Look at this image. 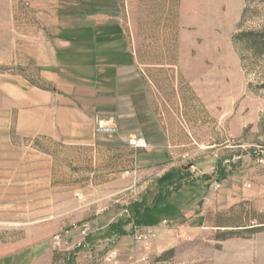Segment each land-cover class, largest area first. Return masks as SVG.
Segmentation results:
<instances>
[{"label":"rangeland","instance_id":"374dc122","mask_svg":"<svg viewBox=\"0 0 264 264\" xmlns=\"http://www.w3.org/2000/svg\"><path fill=\"white\" fill-rule=\"evenodd\" d=\"M114 1L121 26L108 31L120 42L118 52H134L137 67H159L151 69L146 79L155 87L149 92L154 122L145 132L156 134L158 123L157 134L166 137L169 133L177 142H185L184 137L195 128L202 132L195 126L202 119L212 125L214 145L224 143L213 150L222 149V154L217 155L212 176L240 179L245 189L255 186L259 194L252 202L246 199L235 215L230 208L225 217L218 215L213 220L216 225L242 229L201 228L202 234L194 235L176 228L178 245L160 253L145 244L141 225L130 219L131 232L123 228L130 236L125 245L129 251L117 262L112 255L115 245L106 235L97 232L84 237L82 231L88 229L85 223L95 226V220L108 212L126 216V202L143 191L146 177L136 175L134 165L137 150L128 149L132 142L143 140L134 136L123 141L111 135V139L100 140L101 147L76 145L73 142L84 141V134L97 136L100 126L107 125L95 121L85 125L77 116L61 113L68 108L83 109V101L92 98L85 91L90 83L84 81L92 76L83 74L77 59L84 21L94 6L97 12L115 9L110 0H0L1 264H11L14 251L27 255L29 249L36 253L38 264L49 253L53 264H76L80 257L86 264H147L144 259L148 264H232L229 256H239L233 264H264V90L254 93L248 88L264 80V60L256 71L246 74L232 43L240 30L264 26V0ZM245 8L248 13L242 23ZM189 77L200 83L207 97L216 87L238 94L222 127L215 118L209 120L200 100L188 91ZM236 111H240L241 129L233 121ZM69 119L73 124L69 125ZM73 134L74 139L70 138ZM222 155L246 157L248 163L242 165L236 158L222 165ZM178 166L191 170V160ZM164 174L163 179L167 178ZM109 181L135 182L137 192L117 195L118 202L87 203L105 195L108 190L100 187ZM125 194L129 197L122 200ZM87 213L91 217L85 219ZM83 240H90V247L83 244L76 249Z\"/></svg>","mask_w":264,"mask_h":264},{"label":"crops","instance_id":"0c3cea01","mask_svg":"<svg viewBox=\"0 0 264 264\" xmlns=\"http://www.w3.org/2000/svg\"><path fill=\"white\" fill-rule=\"evenodd\" d=\"M110 3L113 5L112 9L115 10L97 12V8L93 7L92 15L84 21L86 22V29H83V36H78L77 40L79 68L82 69L83 74L92 76L91 79H84V81L91 84L85 85V91L92 98L83 101V109L78 107L76 109L68 108L61 110V113H66L68 116H77L79 122L82 119L85 125L91 126L94 121L100 125H107L106 128L100 126L97 136L92 135L90 132L88 135L84 134L81 138L84 141L73 142L76 145L93 146L98 144V147H101L100 140L111 139V135H117L123 141H127L134 136L136 138L141 136L147 145L146 150L142 151L132 146H129L128 149L137 150L134 163L136 175L144 176L146 180L140 188L144 192L139 191L140 194L136 193L135 182L132 181L125 182L124 185L118 184L117 181L104 183L100 188H106L107 193L101 197L99 196L96 200H89L87 203H92V206H95L96 204H102V202H118L115 201L119 198L117 195H121L125 191H130V194L136 193V195L131 197L129 203L126 202V210L124 211L126 216L111 211L105 216L98 217L95 220V226L85 223L89 233L100 232L106 235L107 241L115 245L112 255L117 262H120L128 254L129 250L125 245L128 243L127 239L130 236L128 234L125 237H117L115 232L110 231V226L118 221L133 219L137 209L143 208L141 206L151 207L150 210L142 213L140 228L143 232L142 238L145 240V244L148 247L150 246L155 253L172 249L178 245V241H175L176 228L182 227L194 235H201V228L218 231L242 229L236 225L213 224L216 216L225 217L224 212L230 208L233 209L235 215L240 205H245L243 202L246 199H252L250 200L252 202L259 193L255 186H253V189H245V183L240 179L228 177L219 180L212 176L217 155L222 154V149L215 152L213 150L216 146L221 147L224 144L214 145L212 125L207 124L202 119H197L195 126L199 127L202 132L195 128L188 133V136L184 137L185 142H177L169 133L166 137L157 134L160 126L157 125L156 121L154 128L156 134L145 132L148 130H145V128H149V123L154 122V112L149 92L153 91L152 89L155 87L154 84L146 82V79L151 69H158L159 67H137L134 52L130 50L118 52L117 45L120 42L116 39V36L109 34L108 28H119L121 24L117 22L120 21V18L116 15L115 1L110 0ZM111 14H114L113 17ZM113 18L114 21H111ZM186 79L188 91L200 100L204 114L209 116V120L215 118L218 126H221L222 122L232 113V106H234L238 94L236 92H220L219 87H216V91L207 97L202 91L200 83L192 81L190 77ZM213 81L216 80L210 79L211 83ZM213 97L216 99L215 102L212 100ZM77 103H80V100H77ZM214 104L215 106L221 105V108L215 109ZM123 109L124 116L122 118ZM240 111H236L238 115L235 118L236 120H233L234 123L239 125L238 129L242 128V121H239L238 118ZM160 114L163 115V112H160ZM72 120L69 119V125L73 124L74 120ZM190 124L192 127L194 123ZM55 135L57 134L55 133ZM55 135L52 134V136ZM74 135H71L70 138L74 139L76 137ZM77 136V138L81 137V135ZM219 136L222 140V131H219ZM95 139L97 141H94ZM109 149L113 148L109 146ZM110 152L114 153L115 151ZM221 157H223L220 161L222 165H227L235 161L236 158L241 160L242 165L248 163L246 157L223 155ZM230 157L232 158L230 159ZM130 159H132L131 151ZM185 159L191 160V170L187 171L186 166H183V169L178 168V164ZM161 167L163 170H158ZM165 172L167 176L164 174ZM163 174L167 178H161ZM215 183L220 184L218 190H213ZM165 193H168V196L154 207L155 199ZM128 197L129 194H125L122 200ZM89 215L91 214H85L84 218L88 219L91 217ZM165 224L172 229H165ZM131 226L129 224L124 228L127 233L131 232ZM229 257H231L229 259L232 264L234 259L239 258V256ZM12 258L11 264H38L36 253H32L30 249L27 255L17 254L14 251ZM86 263L87 261L82 260L81 257L77 259V264ZM40 264H53L52 254H46V260ZM101 264L112 263L104 261ZM129 264H142V262L132 261Z\"/></svg>","mask_w":264,"mask_h":264},{"label":"trees","instance_id":"16d2710c","mask_svg":"<svg viewBox=\"0 0 264 264\" xmlns=\"http://www.w3.org/2000/svg\"><path fill=\"white\" fill-rule=\"evenodd\" d=\"M248 13V9L245 8L242 13V23L245 20ZM239 27H241V24ZM234 49L239 57L242 69L248 73L256 71L260 67V63L264 60V26L258 30H240L239 33L235 34L232 38ZM261 83L256 88H252L248 85L250 91L257 93L259 90H264V80H260ZM168 196V193L158 196L153 205L154 207L164 198ZM138 208L133 218V223L136 226L142 224L141 215L142 213L151 209V207ZM131 220L118 221L110 226L111 232H117L118 236H126V232L123 228L129 225Z\"/></svg>","mask_w":264,"mask_h":264},{"label":"built area","instance_id":"2783aa9c","mask_svg":"<svg viewBox=\"0 0 264 264\" xmlns=\"http://www.w3.org/2000/svg\"><path fill=\"white\" fill-rule=\"evenodd\" d=\"M132 146H134V147H136V148H138V149H146L147 148V145H146V143L144 142V141H138V142H132ZM220 188V184L219 183H215L214 184V186H213V190H218ZM82 235L84 236V237H88L89 236V232H88V229H85V230H83L82 231ZM86 245V246H88V247H90V245H91V241L90 240H88V242H86V241H82V242H80L77 246H76V249H79L82 245ZM83 245V246H84ZM69 260V259H68ZM67 260V261H68ZM144 261H145V263H147L148 264V259H144ZM77 264V263H76Z\"/></svg>","mask_w":264,"mask_h":264}]
</instances>
